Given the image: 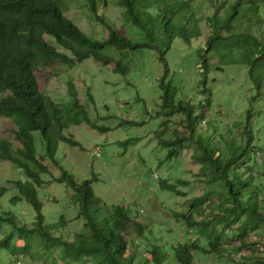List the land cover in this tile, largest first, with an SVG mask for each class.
Masks as SVG:
<instances>
[{"label": "trees", "instance_id": "trees-1", "mask_svg": "<svg viewBox=\"0 0 264 264\" xmlns=\"http://www.w3.org/2000/svg\"><path fill=\"white\" fill-rule=\"evenodd\" d=\"M83 1L92 17L108 29L105 41L90 39L65 15V0H0V117L15 125L13 137L19 144L15 147L10 139L0 137V160L12 163L27 178L9 182L10 188L0 187V208L1 199L15 190L10 206L26 202L33 210L29 221L11 209L1 211L0 262L4 253L8 264H20L24 258L42 264H199L200 258L209 255L224 263L264 264V0H236L223 16L219 12L226 9L225 1L205 17L210 31L205 48L199 51L203 73L210 71L208 56L213 54L219 65L245 66L255 90L244 119L234 124L229 138H216L206 121L211 93L205 85L202 103L177 102L178 90L167 81V66L161 78L165 117L161 130L169 136L158 143L168 151L165 160L190 152L193 164L200 167L198 176L208 185L202 196L191 199L188 210L173 212L194 239L172 245L167 252L163 244L152 240L154 231L147 230L128 208L108 207L94 193L95 175L77 183L64 170L53 182L74 192L72 201L79 207L75 220L83 222V230L68 239L72 221L61 215L58 221L47 222L37 192L45 183L42 176L51 173L50 166H59L60 142L80 146L64 131L83 123L97 127L89 121L73 82L68 83L69 100L62 105L41 91L37 73L57 64L70 70L87 59L110 65L113 59L104 54L108 47L156 50L165 62L174 39L191 44L203 36L200 22L204 18L197 17L191 0H117L125 18L144 35L141 43H133L106 22L99 14V0ZM115 72L126 76L129 69L116 62ZM177 117L181 120L172 129ZM202 124H206L203 130ZM34 132L43 142L40 157ZM190 184L179 179L164 181L160 188L185 196L179 188ZM131 232L136 234L132 243ZM233 243L238 244L236 248ZM234 252L244 253L233 259Z\"/></svg>", "mask_w": 264, "mask_h": 264}, {"label": "rangeland", "instance_id": "rangeland-1", "mask_svg": "<svg viewBox=\"0 0 264 264\" xmlns=\"http://www.w3.org/2000/svg\"><path fill=\"white\" fill-rule=\"evenodd\" d=\"M99 14L103 15L112 28L121 32L133 43L145 42L142 32L124 16V9L117 0H99ZM228 1L226 9L219 13L223 16L228 6L236 0H191L194 12L203 16L200 27L203 36L193 39L191 44L176 38L166 52L165 62L160 60L156 50H118L108 47L104 54L113 59L110 65H103L87 59L73 69L57 64L43 68L37 73L41 91L59 104H66L68 83L73 82L80 103L87 111L89 121L97 128L83 123L72 125L64 131L80 146L60 142L56 159L58 167L50 166V174L42 176L45 181L37 188L39 199L43 203V213L48 223L58 221L61 215L72 221L67 229L68 239H73L76 232H82L83 222H78L79 207L73 204L74 192L64 184L53 182L61 171L74 176L77 183L97 177L93 184L94 193L108 207L125 206L147 230L154 231L152 240L163 244L167 252L171 246L194 239V234H187L185 228L173 217L174 211L188 210L191 199L202 196L208 185L198 176L200 167L193 164L191 153L183 151L177 159L166 161L167 149L159 145L160 138L169 135L162 133L161 124L165 117L161 114L160 88L165 66L169 70L167 81L177 88V102L190 101L202 103L205 88L211 93V107L207 111V122L211 124L216 138L220 135L229 138L234 124L244 119L250 102L255 94L254 86L243 65H219L213 54L208 56L211 69L207 74L201 69L199 51L205 48L209 35L206 18L212 15L218 5ZM65 15L77 25L90 39L105 41L108 29L96 21L86 8L83 0H65ZM199 18V17H198ZM50 44L52 39L46 38ZM116 62H121L129 69L125 76L115 72ZM205 80V83L203 82ZM89 95H91L92 100ZM181 118H174L171 128L178 127ZM100 128L102 130H100ZM206 128L202 124L200 129ZM16 127L11 120L0 117V137L14 140ZM215 129V130H214ZM37 156L43 154V142L38 132L33 133ZM46 163H49L46 161ZM190 181V186L180 187L185 196L162 190L164 181ZM27 178L22 170L8 161L0 160V187H9V182ZM10 190L2 199V210H13L19 217L33 219V210L26 202L16 207L10 206L9 199L15 194ZM4 234H0L2 239ZM130 243L136 241V234L129 233ZM237 243L232 246L237 247ZM131 245L130 250H134ZM244 252H234L233 259H239ZM0 264H8L6 256ZM139 257V256H138ZM199 264L224 263L216 255L200 258ZM20 264H42L24 258Z\"/></svg>", "mask_w": 264, "mask_h": 264}]
</instances>
